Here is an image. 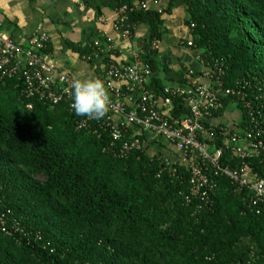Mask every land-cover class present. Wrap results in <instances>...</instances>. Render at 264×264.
Returning a JSON list of instances; mask_svg holds the SVG:
<instances>
[{
  "label": "trees",
  "instance_id": "obj_1",
  "mask_svg": "<svg viewBox=\"0 0 264 264\" xmlns=\"http://www.w3.org/2000/svg\"><path fill=\"white\" fill-rule=\"evenodd\" d=\"M135 1L83 3L98 18L102 7L124 16L122 29L129 27L132 38L138 25L148 26L137 43L153 70L151 92L159 96L173 83L190 82L189 69L174 70L158 49L168 33L164 13L182 6L199 58L224 64V87L252 101L264 130V0H170L163 10L121 11ZM68 43L91 62L102 58L98 74L105 78L112 63L105 46ZM50 51L48 42L42 53ZM27 102L21 79L0 80V214L7 229L19 226L10 234L0 228V264H264V203L254 205L245 187L209 165L211 196H188L190 169L170 140L169 157L157 149L161 141L134 129L112 145L111 125L103 120L80 129L66 104L34 100L29 110ZM244 102L238 94L224 97L216 121L201 120L213 139H199L223 149V166L245 163L264 178V146L241 159L224 144L235 127L250 124ZM229 108L240 113V123L219 122ZM190 115L181 97L174 99L172 118ZM134 135L143 147L120 154L116 146Z\"/></svg>",
  "mask_w": 264,
  "mask_h": 264
},
{
  "label": "built area",
  "instance_id": "obj_2",
  "mask_svg": "<svg viewBox=\"0 0 264 264\" xmlns=\"http://www.w3.org/2000/svg\"><path fill=\"white\" fill-rule=\"evenodd\" d=\"M158 1L152 0L154 4ZM134 8L147 9L149 4L146 0L135 1L130 7H122L121 11ZM124 21V16L118 13L113 26L126 42L125 46L130 54L129 61L116 60L117 56L113 53L120 51L121 48L112 40L106 38V43L94 41L100 47L105 46L112 60L103 82L107 94L110 92L114 98H109V111L101 119L105 124L111 125L110 132L114 140L112 145H115V141L122 140L134 126L140 127L144 132H155L175 144L182 162L190 169L191 192L188 196H200L207 200L211 196L214 183L207 175L210 165L216 175H224L238 189L245 187L252 192L254 205H258V200L264 203V178H259L245 163L236 167L223 166L220 162L223 149L215 145L208 146L199 139L200 135L210 141L213 139L212 135L207 134L201 120L209 121L222 108L224 97L238 94L245 101V108L249 110L250 120L247 121L250 124L235 127L224 144L234 157L241 159L251 157L264 146V130L258 122L257 115L253 114L252 101L246 100L236 89L224 87L222 81L225 74L224 64L219 60L205 63L199 58L203 64L202 75L205 82L195 81L192 71L189 70L187 77L190 82L180 85L173 83L165 87L164 94L155 96L148 88L153 75L152 67L142 59L141 48L134 42L129 27L122 29ZM48 42V35L38 31L22 45L6 35L0 26V80L15 77L22 80L24 96L29 100L26 103L29 110L33 109V101L38 100L50 105L64 103L74 112L70 106V96L66 94L65 89L70 87L71 81L75 78L50 60L48 53H42ZM192 45L190 40L188 46ZM130 95L136 97L133 106H129L126 101ZM177 97H181L190 108V116L182 119L172 118L174 99ZM114 116L122 118L115 121ZM101 120L95 121L99 123ZM93 122V119L78 117L77 127L88 128ZM142 147V139L134 135L124 140L120 147L116 146V150L122 155H127ZM186 198L190 200L189 197ZM5 217V214H0V228L3 231L10 234L13 230L19 229L18 222L7 229Z\"/></svg>",
  "mask_w": 264,
  "mask_h": 264
},
{
  "label": "crops",
  "instance_id": "obj_3",
  "mask_svg": "<svg viewBox=\"0 0 264 264\" xmlns=\"http://www.w3.org/2000/svg\"><path fill=\"white\" fill-rule=\"evenodd\" d=\"M139 1V0H137ZM149 8L163 10L167 7L170 0H159L154 4L152 0H146ZM103 15L99 18L92 7L86 6L83 0H0V26L1 30L12 38L15 42L25 45L28 38L33 34L45 32L51 43V51L48 57L65 72L72 75L73 78H98V69L104 70L105 62L102 58L96 61H89L69 46L68 42L87 43L101 42L108 38L112 40L120 49L118 61H129L130 54L126 49L124 42L113 24L118 16L116 11L102 7ZM187 12L184 7L176 6L170 12L164 13L168 33L164 35L159 44L160 55L168 56L171 60V66L178 70L185 66L192 71L193 79L198 82H205L202 75L203 64L199 59V52L192 46H188L191 40L189 28L185 25ZM148 32L146 24H140L135 29L133 37L137 45V39L143 37ZM103 81V79H101ZM110 99L114 96L108 93ZM135 95L126 98L127 104L133 106ZM232 108L226 110L220 123L227 125H236L240 123L241 115L237 117L230 116ZM236 111L234 110L233 113ZM121 116H114L115 121L121 120ZM216 121L215 119H211ZM135 132H144L140 127L134 126ZM147 137L161 141L158 145L165 156L174 152L175 147L166 138L159 134L148 131L144 132ZM177 158L181 160L177 154ZM182 161V160H181Z\"/></svg>",
  "mask_w": 264,
  "mask_h": 264
},
{
  "label": "clouds",
  "instance_id": "obj_4",
  "mask_svg": "<svg viewBox=\"0 0 264 264\" xmlns=\"http://www.w3.org/2000/svg\"><path fill=\"white\" fill-rule=\"evenodd\" d=\"M77 117L101 120L109 111L110 99L104 82L98 78H75L65 89Z\"/></svg>",
  "mask_w": 264,
  "mask_h": 264
},
{
  "label": "rangeland",
  "instance_id": "obj_5",
  "mask_svg": "<svg viewBox=\"0 0 264 264\" xmlns=\"http://www.w3.org/2000/svg\"><path fill=\"white\" fill-rule=\"evenodd\" d=\"M231 110H232V111H231V114H232L233 116H230V118H231V119H232V121H233V120H234V119H233V117H237V116H238L237 114H238L239 112H238L236 109H234L236 112H235V113H233V112H234V110H233V109H231ZM152 148H153V147H152ZM174 157H175V155H174ZM176 157H177V156H176Z\"/></svg>",
  "mask_w": 264,
  "mask_h": 264
}]
</instances>
